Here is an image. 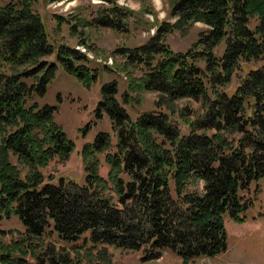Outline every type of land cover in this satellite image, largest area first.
Instances as JSON below:
<instances>
[{
	"label": "trees",
	"instance_id": "trees-1",
	"mask_svg": "<svg viewBox=\"0 0 264 264\" xmlns=\"http://www.w3.org/2000/svg\"><path fill=\"white\" fill-rule=\"evenodd\" d=\"M172 11L175 24L124 54L128 64L143 66L132 89L158 93L157 106L177 114L189 132L162 111L133 121L117 99L116 81L103 85L95 116L110 120L117 152L102 178L96 152L111 145L109 134L86 144L88 178L79 185L44 176L53 161L67 162L75 146L56 121L58 107L36 99L45 98L59 65L87 86L99 76L70 47L49 63L55 48L27 0L0 8V61L12 72L0 74V221L14 216L24 227L20 239L0 242V264H28V253L37 264H83L45 243L49 232L68 244L88 234L95 246L139 252L145 262L164 250L186 264L228 251L224 216L245 221L254 205L250 188L264 180V0H176ZM119 14L111 9L97 26L118 29ZM191 23L208 29L187 53L174 52L163 35ZM252 62L262 65L249 69L233 94L225 92L240 65ZM183 100L200 103L203 113L179 109Z\"/></svg>",
	"mask_w": 264,
	"mask_h": 264
},
{
	"label": "rangeland",
	"instance_id": "rangeland-1",
	"mask_svg": "<svg viewBox=\"0 0 264 264\" xmlns=\"http://www.w3.org/2000/svg\"><path fill=\"white\" fill-rule=\"evenodd\" d=\"M20 1L0 0V8L10 4L18 6ZM27 1L33 11L41 16L50 43L55 48L54 53L47 59L49 63L56 62V55L61 52V47H70L84 55L89 60L88 66L93 70L92 73L99 76L97 82L87 86L59 65L45 98L36 99L41 105L58 107L56 121L75 146L67 162L55 160L42 170L47 180L57 184L63 178L84 185L88 172L82 157V148L86 144H93L101 133L109 134L111 145L107 148L109 150L96 152L97 171L100 177L108 179L109 172L112 171L108 157L117 152V137L108 117L98 121L95 111L102 99V86L114 81L118 85L117 99L133 121L144 113L162 111L171 115L183 134L189 132L177 114H171L167 108L157 106L158 93L144 88L132 89V81H138L142 77L143 66L128 64L124 54L125 51L148 44L159 28L176 23L177 18L172 15L176 0H117L114 4L99 0ZM111 9L120 13L115 17L119 28L97 26V18L108 14ZM252 24L254 26L256 22ZM207 29L202 23H191L182 30L176 29L164 34L163 40L174 52L187 53L199 40L200 34ZM222 52L223 48H220L218 54L221 55ZM261 65L259 62L241 64L231 84L224 91L233 94L246 72L260 68ZM2 73L12 74L11 68L0 61V74ZM25 79L29 85L36 83L33 78ZM176 105L179 109L186 108L188 112L201 110L203 113L201 104L193 100H183ZM193 119L196 118L191 116L189 120ZM120 177L127 179L123 174ZM198 192H204L203 183H199ZM247 197L253 199L254 205L246 212L245 221L236 223L228 215L224 216L228 232V251L211 259H198L189 264H264V180L253 183ZM0 216L4 217L1 210ZM0 231L5 232L0 234V242L10 244L21 238L24 227L19 219L12 216L0 221ZM88 237L86 234L78 243L68 244L49 232L45 243L53 242L57 247L65 248L75 260H82L83 264H186L169 250H164L160 258L145 262L142 253L128 252L113 246H95L88 241ZM26 260L28 264H37L31 253H28Z\"/></svg>",
	"mask_w": 264,
	"mask_h": 264
},
{
	"label": "built area",
	"instance_id": "built-area-1",
	"mask_svg": "<svg viewBox=\"0 0 264 264\" xmlns=\"http://www.w3.org/2000/svg\"><path fill=\"white\" fill-rule=\"evenodd\" d=\"M84 51H86V49H84Z\"/></svg>",
	"mask_w": 264,
	"mask_h": 264
}]
</instances>
